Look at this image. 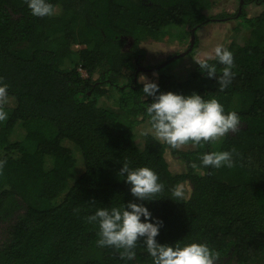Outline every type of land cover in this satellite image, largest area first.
<instances>
[{
  "label": "trees",
  "instance_id": "16d2710c",
  "mask_svg": "<svg viewBox=\"0 0 264 264\" xmlns=\"http://www.w3.org/2000/svg\"><path fill=\"white\" fill-rule=\"evenodd\" d=\"M215 1L0 0V264H264V0L243 43L138 80Z\"/></svg>",
  "mask_w": 264,
  "mask_h": 264
},
{
  "label": "rangeland",
  "instance_id": "374dc122",
  "mask_svg": "<svg viewBox=\"0 0 264 264\" xmlns=\"http://www.w3.org/2000/svg\"><path fill=\"white\" fill-rule=\"evenodd\" d=\"M240 0H216L213 7L207 13L208 17H213L218 14H228L229 18L224 21H212L202 26L195 33V42L193 49H191L187 54L181 58H175L174 64H170L169 67L175 68L172 73H184L190 68L192 61H201L213 58L219 54L230 42L243 43L246 38V31L243 29L239 30V25L237 23L236 14L239 11ZM262 10V7L255 4H248L244 6L242 3L239 15L245 13L247 17H253L258 15ZM238 29V30H236ZM179 28H171L168 31L170 35H165L160 40H148L143 43V48L146 51V58L144 60L143 67H146L147 71L140 74L139 81H152L157 78V74L154 71H150L156 67L158 64L164 63L168 58H173L177 55H183L189 48L191 34L186 30L183 31L182 38L179 37ZM181 32V31H180ZM149 70V71H148ZM83 77H87V73L81 70ZM107 103L106 101H104ZM141 118H138V120ZM137 144L142 145L143 138L146 134H152L156 136L160 141L164 142L166 139V132H160L155 130L148 121L140 122L135 129ZM192 145H185L179 143L178 147L180 149L190 148ZM166 160L168 162L169 168L173 174H179L183 172V164L177 160L170 150L166 151ZM181 194H187L188 188L185 184L179 186ZM13 222V221H12ZM11 222L4 221L0 223V245L8 237V229Z\"/></svg>",
  "mask_w": 264,
  "mask_h": 264
},
{
  "label": "water",
  "instance_id": "95a60500",
  "mask_svg": "<svg viewBox=\"0 0 264 264\" xmlns=\"http://www.w3.org/2000/svg\"><path fill=\"white\" fill-rule=\"evenodd\" d=\"M241 5H242V0H240L239 12H240ZM195 33H196V30L193 29V30H192V34H191L190 45H189V48H188V50L186 51V53H184L183 55H177V56H175V57H173V58H169V59H167L164 63H162V64H160V65H158V66H156V67H154V68H152V69H149V70H150V71H156V70L160 69L161 67L166 66V65H167L169 62H171L173 59H175V58H179V57H183L185 54H187V53L193 48V46H194L195 36H196Z\"/></svg>",
  "mask_w": 264,
  "mask_h": 264
}]
</instances>
